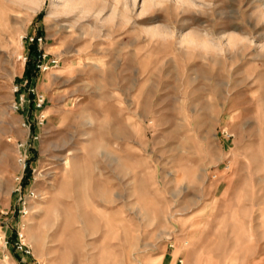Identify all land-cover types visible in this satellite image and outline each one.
<instances>
[{"label": "rangeland", "instance_id": "obj_1", "mask_svg": "<svg viewBox=\"0 0 264 264\" xmlns=\"http://www.w3.org/2000/svg\"><path fill=\"white\" fill-rule=\"evenodd\" d=\"M0 219V264H264V0H0Z\"/></svg>", "mask_w": 264, "mask_h": 264}, {"label": "built area", "instance_id": "obj_2", "mask_svg": "<svg viewBox=\"0 0 264 264\" xmlns=\"http://www.w3.org/2000/svg\"><path fill=\"white\" fill-rule=\"evenodd\" d=\"M30 40L32 43L36 40L38 42V45H39V42H41V39L39 38H31ZM38 67L41 68L42 66L38 65ZM27 86H29L28 91H27L28 93H20L21 88L27 87ZM21 88L16 87V91H15L16 93H20L18 97V101L15 103L16 111L23 109L30 102L28 99L30 95L36 96L34 99L35 109L36 110L43 109V107L45 106V99L36 94L35 89L31 88V84L29 80H26L24 84L21 86ZM45 120H46V117L41 113L39 117L37 118L36 124L39 127L43 126L45 123ZM30 128H31V125H30ZM33 139L36 140L37 137H34ZM29 148H31V143L29 141L25 143H21L19 145L20 150L27 151ZM27 160H28V157L26 155L21 154L20 163L23 165L24 169H26L27 167ZM21 191H22V187L20 186L19 192L21 193ZM19 214H20V217H25L28 214L27 205L25 202L22 204L21 209L19 210ZM23 231H24L23 227L18 228L14 236V240L11 241L9 237L6 235L5 228L3 227V221L2 219H0V245H2L5 249H9V247H12L14 251L17 254L21 255L22 257H32L33 256L32 247L27 243L26 237ZM179 262L180 264H182V261H179Z\"/></svg>", "mask_w": 264, "mask_h": 264}, {"label": "trees", "instance_id": "obj_3", "mask_svg": "<svg viewBox=\"0 0 264 264\" xmlns=\"http://www.w3.org/2000/svg\"><path fill=\"white\" fill-rule=\"evenodd\" d=\"M30 52L31 54L41 57L38 42L35 40L33 43L30 44ZM36 68V65H32V60L28 62L27 70H26V77H32V71Z\"/></svg>", "mask_w": 264, "mask_h": 264}]
</instances>
